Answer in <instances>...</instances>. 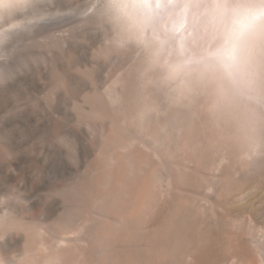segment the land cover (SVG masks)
<instances>
[{
  "label": "bare ground",
  "instance_id": "bare-ground-1",
  "mask_svg": "<svg viewBox=\"0 0 264 264\" xmlns=\"http://www.w3.org/2000/svg\"><path fill=\"white\" fill-rule=\"evenodd\" d=\"M115 40L4 86L0 264H264L263 111Z\"/></svg>",
  "mask_w": 264,
  "mask_h": 264
},
{
  "label": "clouds",
  "instance_id": "clouds-1",
  "mask_svg": "<svg viewBox=\"0 0 264 264\" xmlns=\"http://www.w3.org/2000/svg\"><path fill=\"white\" fill-rule=\"evenodd\" d=\"M106 9L128 39L154 45L156 55L167 49L169 82L235 84L264 35V0H107Z\"/></svg>",
  "mask_w": 264,
  "mask_h": 264
},
{
  "label": "rangeland",
  "instance_id": "rangeland-1",
  "mask_svg": "<svg viewBox=\"0 0 264 264\" xmlns=\"http://www.w3.org/2000/svg\"><path fill=\"white\" fill-rule=\"evenodd\" d=\"M106 2L107 0H0V134L3 131L4 86L10 82L12 89L9 87V90L16 93L19 84L16 80L25 73H31V68L41 60L40 57H43L41 64L47 66L48 72V62L53 59V50L64 56L65 52L58 48V44L64 41L78 45L92 41L101 46L116 44L117 36L126 37L110 18ZM132 42L138 44L135 40ZM70 53L69 57L77 58ZM241 77L232 84L236 96L249 109H261L264 117V35L253 41ZM1 204L3 205L0 186V207Z\"/></svg>",
  "mask_w": 264,
  "mask_h": 264
}]
</instances>
